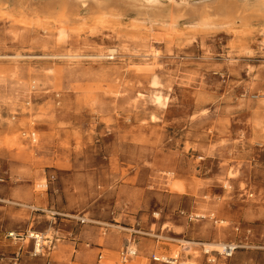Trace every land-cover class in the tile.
I'll return each mask as SVG.
<instances>
[{
    "label": "rangeland",
    "instance_id": "1",
    "mask_svg": "<svg viewBox=\"0 0 264 264\" xmlns=\"http://www.w3.org/2000/svg\"><path fill=\"white\" fill-rule=\"evenodd\" d=\"M217 2H203L210 15ZM80 12V31L66 34L0 19V264H80L79 243L123 233L96 264H208L207 243L245 237L256 246L238 251L251 253L217 264H264V23L168 25L135 11L97 23ZM142 239L177 262H122Z\"/></svg>",
    "mask_w": 264,
    "mask_h": 264
},
{
    "label": "bare ground",
    "instance_id": "2",
    "mask_svg": "<svg viewBox=\"0 0 264 264\" xmlns=\"http://www.w3.org/2000/svg\"><path fill=\"white\" fill-rule=\"evenodd\" d=\"M185 1L188 3L186 7L177 8L174 5L158 6L161 0H0V19L10 18L12 22L31 28L52 23L61 29V34H66L68 30L80 31L82 23L80 26H73L77 21L82 20L80 9L86 6L90 9V18L97 23H103L110 18L118 19L129 11H135L140 15L158 16L159 24L168 25L175 24L176 19L182 15L200 17L199 24L213 26L221 23L222 27L229 30L238 22L245 28L250 26L254 19L264 23V0H220L213 5V15H210L206 8L209 6L203 4L206 0ZM110 53L114 54L115 49H110ZM70 56L76 57L71 54ZM156 100L161 102V96L156 95ZM175 187L181 189V185L177 182ZM30 235L38 237L39 241L42 240L40 233L32 232ZM207 245L212 248H206L207 250H221L222 243L209 242Z\"/></svg>",
    "mask_w": 264,
    "mask_h": 264
},
{
    "label": "crops",
    "instance_id": "3",
    "mask_svg": "<svg viewBox=\"0 0 264 264\" xmlns=\"http://www.w3.org/2000/svg\"><path fill=\"white\" fill-rule=\"evenodd\" d=\"M239 214L242 220H245L246 218L250 220V218H252L253 216L252 212L249 213V212H246L245 210L241 211ZM171 219H172L171 214L165 215V219L162 221L161 227H163L164 224L165 225L167 224L166 225L167 227H164L166 231L163 228L161 229V231L163 232L165 231V233L173 234L171 232L172 231L171 227L168 226V224H173ZM66 221L71 222V224L65 225L63 223H60V225H62L63 227L65 226L64 228H62L65 234L67 233L70 234L73 232L74 229H76V227H75V224L73 225L74 221H72L71 219H66ZM126 237H128L127 233H123L122 235H120V237H116V238L112 237L111 239L108 238L103 244H101L99 243V240H100L99 236L95 235L92 237V239H89L88 242L86 241V242L79 243L73 257L75 258V261H78L80 264H87L89 262H93L96 264V260L99 254L101 255L106 254V256L116 255L120 247L127 242ZM240 241L245 242V244H243L245 246L242 247L243 249H245V247L249 248V246L251 247L256 246L255 243L252 240H250L249 237L241 238ZM157 243L158 241L156 242V241L149 240V239L140 240L137 243V248H138L140 256L144 258H148L150 254H152L153 252L156 253V251L158 250H165L166 252L171 251L170 246L158 245ZM3 244H6L5 239L0 240V245H3ZM243 249L241 251L237 250L236 252L251 253L249 252V250H243ZM182 257H185V255H182ZM187 259H189L188 256H187Z\"/></svg>",
    "mask_w": 264,
    "mask_h": 264
},
{
    "label": "built area",
    "instance_id": "4",
    "mask_svg": "<svg viewBox=\"0 0 264 264\" xmlns=\"http://www.w3.org/2000/svg\"><path fill=\"white\" fill-rule=\"evenodd\" d=\"M35 135V133H33L31 135V137H33ZM33 140H34V137H33ZM85 220L84 219H80V222H84ZM236 230H239V225L236 226ZM251 232V229L248 228L247 229V233L250 234ZM9 236H14V233H9ZM34 237V240H35V244H34V255H39V254H42V250L44 249V246L43 244H41L39 241V238L38 237ZM242 241H239V242H225V243H222V246H221V250H207V249H203V253L204 255L206 256L205 260H206V263L208 264H217V258L220 257V258H223V259H228L230 257H232L235 252L239 249V248H242L244 247L245 245H243V243H241ZM21 246L18 247V250L15 251L14 253V256H13V260L15 262L18 261L19 259V256L21 254ZM215 252V253H214ZM139 254V251L137 249V247H133V245H130V244H127L125 245L120 251H119V255H120V259L122 262H128L130 259L138 256ZM102 257V255H101ZM177 259H178V256L175 255L173 257H166L164 255H159L157 253H152L151 254V260L154 261V262H177Z\"/></svg>",
    "mask_w": 264,
    "mask_h": 264
}]
</instances>
